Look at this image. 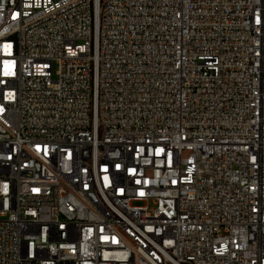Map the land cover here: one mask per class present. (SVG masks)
<instances>
[{"label": "built area", "instance_id": "2783aa9c", "mask_svg": "<svg viewBox=\"0 0 264 264\" xmlns=\"http://www.w3.org/2000/svg\"><path fill=\"white\" fill-rule=\"evenodd\" d=\"M0 264H264V0H0Z\"/></svg>", "mask_w": 264, "mask_h": 264}]
</instances>
